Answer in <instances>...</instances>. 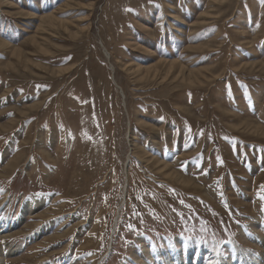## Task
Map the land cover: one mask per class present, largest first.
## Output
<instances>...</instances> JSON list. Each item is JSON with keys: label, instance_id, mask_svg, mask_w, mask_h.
Here are the masks:
<instances>
[{"label": "rangeland", "instance_id": "1", "mask_svg": "<svg viewBox=\"0 0 264 264\" xmlns=\"http://www.w3.org/2000/svg\"><path fill=\"white\" fill-rule=\"evenodd\" d=\"M261 196V0H0L3 264H264Z\"/></svg>", "mask_w": 264, "mask_h": 264}, {"label": "bare ground", "instance_id": "2", "mask_svg": "<svg viewBox=\"0 0 264 264\" xmlns=\"http://www.w3.org/2000/svg\"><path fill=\"white\" fill-rule=\"evenodd\" d=\"M52 17V16H51ZM45 19V18H44ZM51 20H53L52 18L50 19V21ZM48 21H49V19H48ZM54 21V20H53ZM49 23V22H48ZM56 23V22H55ZM47 24V23H46ZM4 45V44H3ZM6 45V44H5ZM105 53L107 54V51L105 50ZM108 55V54H107ZM173 66V65H172ZM152 67V66H151ZM130 70V69H129ZM172 70H173V68H172ZM168 71V70H167ZM183 72H184V70H183ZM151 73V72H150ZM149 73V74H150ZM185 73V72H184ZM191 73H194V72H191ZM143 74V73H142ZM147 74V73H146ZM180 74V73H179ZM190 74V73H189ZM197 74H198V72H197ZM121 92V91H120ZM12 225H11V223H7L6 225H2L1 226V231H0V233H2V231H4V230H7L9 227H11ZM1 260H0V264L2 263L1 261H2V259L3 258H0ZM254 262V264H261L260 262H258V261H253ZM3 264V263H2ZM176 264H181L179 261H177L176 262ZM249 264V263H248Z\"/></svg>", "mask_w": 264, "mask_h": 264}, {"label": "snow or ice", "instance_id": "3", "mask_svg": "<svg viewBox=\"0 0 264 264\" xmlns=\"http://www.w3.org/2000/svg\"><path fill=\"white\" fill-rule=\"evenodd\" d=\"M261 2L264 3V0H261ZM259 198H260L261 200H264V196H261V197H259ZM261 210L264 211V208H262ZM129 230H133L131 225H129Z\"/></svg>", "mask_w": 264, "mask_h": 264}]
</instances>
